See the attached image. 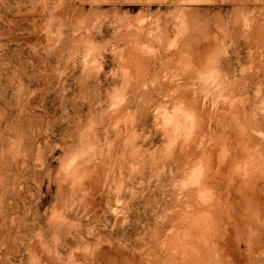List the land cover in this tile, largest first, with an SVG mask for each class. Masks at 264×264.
Masks as SVG:
<instances>
[{
    "label": "rangeland",
    "instance_id": "1",
    "mask_svg": "<svg viewBox=\"0 0 264 264\" xmlns=\"http://www.w3.org/2000/svg\"><path fill=\"white\" fill-rule=\"evenodd\" d=\"M0 264H264V0H0Z\"/></svg>",
    "mask_w": 264,
    "mask_h": 264
}]
</instances>
